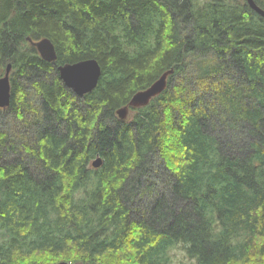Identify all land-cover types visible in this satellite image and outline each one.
<instances>
[{
  "label": "trees",
  "instance_id": "16d2710c",
  "mask_svg": "<svg viewBox=\"0 0 264 264\" xmlns=\"http://www.w3.org/2000/svg\"><path fill=\"white\" fill-rule=\"evenodd\" d=\"M88 58L103 73L79 96L58 66ZM9 63L0 264H264V16L247 0H0V77Z\"/></svg>",
  "mask_w": 264,
  "mask_h": 264
},
{
  "label": "water",
  "instance_id": "95a60500",
  "mask_svg": "<svg viewBox=\"0 0 264 264\" xmlns=\"http://www.w3.org/2000/svg\"><path fill=\"white\" fill-rule=\"evenodd\" d=\"M249 5L258 13L264 16V8L257 3L256 0H247ZM28 40L37 48L41 57L49 62H55L58 58L57 50L54 42L49 37H43L34 40L30 36ZM59 73L64 84L71 88L77 95L84 96L93 91L99 84L103 70L102 66L96 58H88L76 62H68L58 66ZM12 64L9 63L4 75L0 77V108H6L11 103L12 87L10 74ZM174 71L171 69L162 74L148 88L138 91L130 100L128 105L122 106L117 110V114L121 119H126L130 112V106L138 107L147 105L151 99L160 94L168 84V76ZM103 158L98 156L92 161L94 167H100ZM55 264H72L63 260Z\"/></svg>",
  "mask_w": 264,
  "mask_h": 264
},
{
  "label": "rangeland",
  "instance_id": "374dc122",
  "mask_svg": "<svg viewBox=\"0 0 264 264\" xmlns=\"http://www.w3.org/2000/svg\"><path fill=\"white\" fill-rule=\"evenodd\" d=\"M28 88H30V86ZM130 115H131V112H129L128 117H130ZM151 178H153V180H155L156 183H158V188L156 189L155 193H152L146 196V200H145L146 204H149L152 199L154 200L158 197L156 195L157 192L163 191L164 189H166V184H165L166 178L159 170H155V173L152 175ZM175 252H176L175 257H174L175 264H191L190 259L186 257L181 250H175Z\"/></svg>",
  "mask_w": 264,
  "mask_h": 264
}]
</instances>
